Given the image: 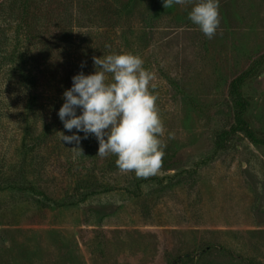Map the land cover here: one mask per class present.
Instances as JSON below:
<instances>
[{"label": "rangeland", "instance_id": "1", "mask_svg": "<svg viewBox=\"0 0 264 264\" xmlns=\"http://www.w3.org/2000/svg\"><path fill=\"white\" fill-rule=\"evenodd\" d=\"M192 6L0 0V264H264V142L221 138L236 123L231 83L246 75L245 115L264 139V0H219L211 39ZM119 51L154 75L166 147L147 178L99 157L94 135L60 138L76 131L58 117L72 77ZM31 53L53 57L40 61L41 116L55 125L42 141L18 86Z\"/></svg>", "mask_w": 264, "mask_h": 264}, {"label": "clouds", "instance_id": "2", "mask_svg": "<svg viewBox=\"0 0 264 264\" xmlns=\"http://www.w3.org/2000/svg\"><path fill=\"white\" fill-rule=\"evenodd\" d=\"M187 2L190 0H163V6L170 9ZM191 2L188 19L207 38H213L220 25L219 0ZM93 61L95 71L74 75L72 86L63 93L58 117L65 130L76 131L61 133V142L78 145L94 135L99 143L97 155H114L121 172H134L138 178L155 175L166 145L161 139L165 129L157 96L150 90L156 87L153 73L143 67L142 58L131 53L108 54ZM81 132L83 137L78 135Z\"/></svg>", "mask_w": 264, "mask_h": 264}, {"label": "trees", "instance_id": "3", "mask_svg": "<svg viewBox=\"0 0 264 264\" xmlns=\"http://www.w3.org/2000/svg\"><path fill=\"white\" fill-rule=\"evenodd\" d=\"M123 4V3H121ZM25 13L27 15L28 12H31L29 9V4L27 5L25 3L24 5ZM26 17V16H25ZM69 41V40H68ZM67 41V42H68ZM45 44V46H49L48 41L42 42ZM57 42H53V45L55 46ZM100 46V45H99ZM113 47V45H112ZM122 52V51H121ZM120 51L116 52V54H122ZM51 55H46L44 57H39L38 55L31 53V55L28 57L27 60V67L25 69L22 67L20 69L21 78H19V84H21V88H25L27 94H29V102L26 106L29 108V112L33 113L36 117L41 118L42 121H39L36 126L33 127L34 130H37L39 133L38 135V140H48L47 138L51 139V134L53 131L50 129L52 127V121H47L46 116H41L42 114H45V109L46 107H42V91L40 88L41 85V75L44 76V71L41 67V65L47 64L50 65L53 62L51 61ZM55 58H58V56H55ZM43 61L40 65V61ZM41 67V68H40ZM246 75H241L240 77H237L234 79L231 83V94L233 96V100L235 103V119L236 123L235 125L228 131H225L222 135L221 138H224L225 136L229 135L231 136L232 134L238 132V131H243L248 138L254 143H263L264 139H259L256 137L253 129L251 128L247 118H246V111L248 109V100L244 97V95L241 92V86L243 84V81L245 79ZM23 85V86H22ZM56 88V86L54 87ZM52 88V89H54ZM62 88L60 89V91ZM22 91V90H21ZM59 91V89H58ZM56 90L57 93H60ZM44 104V103H43ZM26 108V109H27ZM55 128V125L54 127ZM219 147H225V141L220 140L219 142ZM88 148V147H87ZM90 156V155H89ZM33 190H35V187H30ZM93 191L92 185L88 187ZM44 194V192H41Z\"/></svg>", "mask_w": 264, "mask_h": 264}, {"label": "water", "instance_id": "4", "mask_svg": "<svg viewBox=\"0 0 264 264\" xmlns=\"http://www.w3.org/2000/svg\"><path fill=\"white\" fill-rule=\"evenodd\" d=\"M264 75V74H263Z\"/></svg>", "mask_w": 264, "mask_h": 264}]
</instances>
